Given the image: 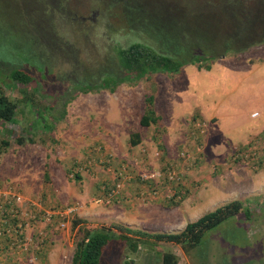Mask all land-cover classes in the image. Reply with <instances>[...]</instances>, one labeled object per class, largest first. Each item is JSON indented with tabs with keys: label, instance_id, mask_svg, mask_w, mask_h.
<instances>
[{
	"label": "rangeland",
	"instance_id": "1",
	"mask_svg": "<svg viewBox=\"0 0 264 264\" xmlns=\"http://www.w3.org/2000/svg\"><path fill=\"white\" fill-rule=\"evenodd\" d=\"M237 1L0 0V31L9 39L7 47L0 39V91L17 104L16 123L0 122V141H9L6 148L0 146V187L21 194L28 208L40 205L44 211L78 204L65 216L62 229L57 227L59 217L27 229L33 241L42 232V247L33 242L22 252L3 239L8 242L0 246L5 264H71L81 227L117 223L175 233L231 200H242L251 218L237 216L212 230L203 254H187L179 245L162 241L140 244L132 252L123 241L113 240L100 264H161L165 251L177 256V264H264V41L204 58L201 64L185 63L182 67L188 70L181 73L134 77L113 92L96 88L110 76L123 75L116 51L145 41L144 31L175 41L181 33L187 44L193 41L199 48L205 35L216 40L220 33L236 32L251 18ZM247 1L261 6L264 20V0ZM226 3L237 8L232 12L234 26L218 22L228 19L219 10ZM23 49L27 60L42 61L37 70L29 62L13 63ZM6 60L11 62L4 64ZM13 67L32 72L35 79L27 85L13 83L8 75ZM155 79L162 91L190 80L184 87L195 96L193 107L187 108L188 118L182 117L177 130H166L158 122L140 124L136 133L141 141L126 149L121 141L110 147L83 132L85 122L101 115L100 120L111 109L108 124L114 122L111 129L121 134V85L135 98L140 95L146 106L144 97L153 95ZM86 84L96 87L80 91ZM133 105L137 110V100ZM160 106L163 111V100ZM196 122L205 126L198 128ZM85 133L91 140L83 138ZM19 137L23 144L16 142ZM169 167L181 176L180 184L166 180ZM123 168L129 179L121 194L110 204L95 205L102 187L112 185ZM166 192L175 193L166 197ZM74 220L81 221L76 228Z\"/></svg>",
	"mask_w": 264,
	"mask_h": 264
},
{
	"label": "trees",
	"instance_id": "2",
	"mask_svg": "<svg viewBox=\"0 0 264 264\" xmlns=\"http://www.w3.org/2000/svg\"><path fill=\"white\" fill-rule=\"evenodd\" d=\"M238 6L245 9H249L248 12H244V15L250 16V20L244 21V24L239 27L234 33H220L218 39H210L208 36L203 37V42L199 47H194L190 41L186 42L184 35L175 34L177 40L173 39H161L158 35H150L144 33L145 41H135L128 46L120 47L116 51L117 64L123 70V75L109 77L107 80L96 85H84L80 91L86 93L91 91L94 87L108 88L113 92L118 84H122L132 78L146 77L152 73L164 72L167 74H174L179 72L183 64L185 63H200L204 58L213 59L220 55H225L230 52H239L246 50L250 46L257 45L264 41V20L261 18L260 9L261 6L256 8V3H249L247 0H238ZM229 4H223L219 7L221 16L228 17V19H219L218 22L223 23L225 26H234L233 18L236 16L234 13L237 8L228 6ZM256 8V9H255ZM253 9V10H252ZM234 15V16H232ZM219 18V15L217 16ZM257 23H256V22ZM261 24V25H259ZM235 31V30H234ZM257 31L259 34H256ZM192 37V35H189ZM142 37V36H141ZM198 39L202 38L201 35L195 36ZM143 38V37H142ZM0 39L5 47L8 46L9 39L4 37L0 31ZM205 39V40H204ZM194 43V42H193ZM192 46V49H186ZM199 48V50H194ZM17 53V51H14ZM29 54V58H30ZM18 59H14L13 63L20 66L24 62H29L31 66H35L36 70L38 65L42 62H35L36 60H27V50L17 53ZM4 64H8L11 61H2ZM201 64V63H200ZM199 64V66H200ZM42 69V67H40ZM205 68L209 69L210 65L205 64ZM38 72V71H37ZM1 73V67H0ZM9 77L13 83L27 85L34 80L32 72L26 69H20L19 67H13L9 70ZM146 106L144 114L140 119V124L148 126L151 123L157 122V117L152 108L153 97L151 95L145 96ZM29 103H32L29 101ZM17 110V104L11 100L2 91H0V122L16 123L15 117ZM138 137L137 133L131 134L130 143L136 145L138 141L134 139ZM25 139L19 137L16 142L23 144ZM28 142H34L32 138L26 139ZM9 145L8 140L2 139L0 146L7 147ZM78 177V175H76ZM252 212L242 200H231L215 209L203 214L197 220L189 222L183 228V230L175 233L166 232H146L142 230H135L124 225L117 223H111L110 225H100L94 227H81L78 230L80 239L76 243L75 250L71 258V264H100L102 254L111 241L121 240L123 241L132 252H136L139 249L140 244L154 245L158 242H170L177 244L181 249L190 254L194 250L198 253H202L204 243L206 242V236L219 225L224 222L235 220L237 216L243 218H251ZM81 223L80 220H74L72 227H75ZM199 253V254H200ZM203 254V253H202ZM204 258V256L201 257ZM177 256L169 251H165L161 256V264H177Z\"/></svg>",
	"mask_w": 264,
	"mask_h": 264
},
{
	"label": "crops",
	"instance_id": "3",
	"mask_svg": "<svg viewBox=\"0 0 264 264\" xmlns=\"http://www.w3.org/2000/svg\"><path fill=\"white\" fill-rule=\"evenodd\" d=\"M184 70H188V69H185V67L184 68L181 67L179 73L183 72ZM157 80L158 79H155V81H153L154 85H156ZM182 81H183L182 85L174 84L173 87L171 86L169 87L167 85L165 91H162L161 88L159 89L156 85L153 95L151 94V96L153 97L152 108L155 113V116L157 117L158 120L157 122L160 126L164 127L166 130L170 129L173 131L179 128V125L182 124V117L188 118V115L184 113H188L187 108L192 105V101L193 99H195V96L191 95L192 92L190 91V88L184 87L185 84L187 85V83H190V80L186 79V83L184 79H182ZM135 100H137L139 104L137 110L134 109V105H133ZM162 100L165 103V108L163 111L161 110V106H160ZM140 101H142L143 108H140ZM121 104H122L121 134L118 132L119 130L111 129L114 122L108 124V122L111 121L112 119L111 117H113L114 114L113 110L111 109L108 110L105 109L102 113V118L100 120H98V118L101 117V115L99 117L93 118L92 120L89 119L90 120L89 122H85L84 123L85 126H83L85 130L83 132H90L91 138H95V140H97L98 142L101 141L102 143H105L110 147H113V142L117 143L120 141H121V148L123 147V149H126V147L129 146L133 147L138 145V143L141 141L140 140L141 135H138V137H134V139L138 141L136 145H132L130 143V138H131V134H133L134 132L136 133L139 130L140 119L143 116L145 110V102L143 104V100L140 95H138V97L135 98L134 94L128 93V91L126 90L123 84L121 85ZM194 107L198 108V104L194 105ZM197 108H193L191 112H193ZM132 120L134 121V123L130 124L129 122H131ZM85 136L90 138L88 133H85L83 135V138ZM80 139H82L81 136ZM0 264L3 263L1 262Z\"/></svg>",
	"mask_w": 264,
	"mask_h": 264
},
{
	"label": "built area",
	"instance_id": "4",
	"mask_svg": "<svg viewBox=\"0 0 264 264\" xmlns=\"http://www.w3.org/2000/svg\"><path fill=\"white\" fill-rule=\"evenodd\" d=\"M195 126L203 128L205 123L196 122ZM127 179L129 177L125 169L118 170L114 183L108 187L103 186L102 193L93 199V203L95 205L110 204L113 199L121 194L123 184ZM166 180L170 183L180 184L181 176L177 171L175 172V169L169 167L166 168ZM174 193L166 192L165 196L172 197ZM24 201V197L18 192H13L10 188L0 187V242L4 243H0V246L7 245L8 242L3 241V239H8L12 246L20 251L22 250V252L29 249L28 246L33 242H37L41 247L43 246L42 232L38 231V236L33 241L32 237L26 235L29 227L36 228L41 220H46L49 224H52L53 217H59L57 227L62 229L66 226V222L63 221L65 216L72 214L78 205H65L64 207H59V209L43 211L40 205H34V208L24 207ZM31 204L35 203L32 202ZM5 258L0 254V263L5 264Z\"/></svg>",
	"mask_w": 264,
	"mask_h": 264
}]
</instances>
